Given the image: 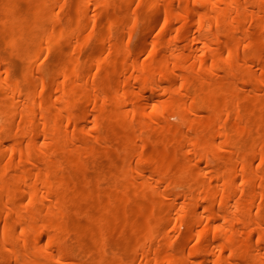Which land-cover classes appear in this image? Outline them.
<instances>
[{
	"label": "bare ground",
	"instance_id": "6f19581e",
	"mask_svg": "<svg viewBox=\"0 0 264 264\" xmlns=\"http://www.w3.org/2000/svg\"><path fill=\"white\" fill-rule=\"evenodd\" d=\"M0 264H264V0H0Z\"/></svg>",
	"mask_w": 264,
	"mask_h": 264
}]
</instances>
